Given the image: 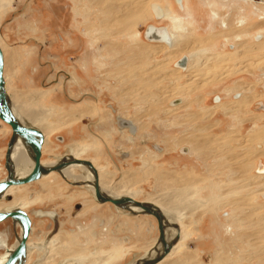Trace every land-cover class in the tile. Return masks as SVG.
Returning <instances> with one entry per match:
<instances>
[{"label":"rangeland","instance_id":"rangeland-1","mask_svg":"<svg viewBox=\"0 0 264 264\" xmlns=\"http://www.w3.org/2000/svg\"><path fill=\"white\" fill-rule=\"evenodd\" d=\"M123 1L133 6L131 14L107 9L110 3ZM166 2L10 0L4 8L0 4L9 97L23 114L32 110L39 115L38 127L48 126L45 161L62 159L69 145H80L77 157L94 160L107 185L132 193L130 197L139 201L167 196L169 204L189 206L174 210L173 205L172 211L193 235L160 264H264L258 251L264 252V183L255 177L257 163H264V137L250 133L254 124L264 126V17L260 19L254 2L228 0L226 9L216 4L229 16L230 28L223 32L212 30L216 24L208 19L211 12L201 0H193L194 10L206 18L194 23L175 0H169L170 14L181 17L186 26L180 28L183 48L165 44L156 51L145 38L149 24L172 33L178 30L170 18L152 14L155 8L163 10ZM239 4L245 11L237 10ZM241 16L244 24L239 23ZM202 48L206 74L199 75L196 65L187 70L176 66L180 57L190 59ZM237 49L238 56L213 59ZM214 73L221 79L214 80ZM120 76L127 80H118ZM190 84L193 89L181 92ZM245 96L249 99L237 101L238 109L231 113L217 107ZM175 102L180 106L172 109ZM210 108L216 110L208 114ZM123 117L131 122L133 133L120 125ZM12 136V131L0 134V179L8 173ZM205 139L213 140L210 148L202 147ZM197 142L201 144L190 155L183 152ZM65 179L54 172L13 193L24 207L29 203L24 195L34 199L27 207L31 214L37 209L57 213L56 219L35 217L31 241L43 248L34 249L28 264H78L79 259L85 264H130L141 255L131 251L125 256L127 242L119 233L120 218L133 211L100 204L85 183ZM186 191L187 199L174 198ZM234 208L246 217L242 224L235 223ZM108 215L110 220L104 218ZM147 217L153 220L154 244L161 235L159 222ZM0 230L10 231L11 242L15 240L12 219L0 223ZM115 250L120 258L111 256Z\"/></svg>","mask_w":264,"mask_h":264},{"label":"bare ground","instance_id":"bare-ground-1","mask_svg":"<svg viewBox=\"0 0 264 264\" xmlns=\"http://www.w3.org/2000/svg\"><path fill=\"white\" fill-rule=\"evenodd\" d=\"M8 2L10 4V0H0V4L2 8L5 7L6 5V2ZM180 1V0H179ZM228 0H223L224 3H226ZM241 1H244V2H254V6H255V9L258 11V12H261L262 13V16L260 19H263V14H264V11H263V4H264V0H261V1H255V0H241ZM210 2V1H209ZM216 1L212 0L211 3H210V12H211V16H212V19L215 21L214 24H216L215 28H212V30H215L216 28H221V31L223 29V32H227L228 28H230V24H229V19L226 18V16H224V14L221 13V10L218 9V7L216 6L217 3H214ZM227 4V3H226ZM180 7H182V4H181V1L179 3ZM242 4H239L238 7H237V10L239 11H245V8L243 6H241ZM0 7V8H1ZM107 9H111V12L113 11V13L116 11H119V12H122L123 15H129L133 12V6L131 5V3H127V2H120V3H116L115 2H112L110 3L108 6ZM217 7V8H216ZM159 8V7H158ZM235 8V7H233ZM161 8H159L158 10L155 8L154 12L160 16H162V12H161ZM171 10L170 9H166L165 10V13H166V17L170 18L172 21H174L176 23V27L178 28V30L176 32L173 33V35L171 33L168 32V30L165 28V27H155L156 29V34H157V37H160V42H163L165 44H167L168 46H173V47H179L180 49L183 48V46H181V44L184 42L182 39H180V36L182 34V32L180 31V28H185V24H183V20L181 19V17L179 18H174L172 17V15L170 14ZM165 13H163L165 15ZM111 14V13H110ZM115 14V13H114ZM246 14V13H245ZM108 15H109V12H108ZM111 16V15H110ZM242 17V16H241ZM115 18V16H114ZM109 19H112V18H109ZM238 19V18H237ZM236 19V20H237ZM106 21V20H105ZM213 21V22H214ZM246 21V18L245 16H243L241 18V20L239 19V23H242L244 24ZM109 23V22H108ZM113 26V25H112ZM213 26V25H212ZM154 27V26H153ZM218 31V30H217ZM181 33V34H180ZM218 33V32H217ZM160 34V36H158ZM222 34V33H221ZM168 36L170 39H169V42H166V41H162L161 38H164L165 36ZM212 35L214 36V34L212 33ZM174 36V37H173ZM236 36V35H235ZM234 36V37H235ZM183 37V36H182ZM231 38V37H229ZM233 38V37H232ZM239 38V37H238ZM237 38V39H238ZM149 39V38H148ZM235 41H237L235 39ZM262 41V40H261ZM227 42V41H226ZM198 43V42H197ZM240 43V42H239ZM264 43V41H263ZM0 45L2 47V50H3V53H4V78H5V87H6V92H7V95L9 96V91H8V85H7V82H8V78L6 76V73H5V57H6V52L3 48V45L0 41ZM263 45V44H262ZM261 45V46H262ZM255 48H256V45H255ZM258 48V47H257ZM154 49L156 51L159 50V47H154ZM203 48L199 51H196V52H193L191 57H190V62H189V59L187 56H183L177 63H176V66L184 70H187L186 68L190 69V68H193L195 65L198 66L197 68H200L199 69V75H204L206 74L205 73V70L201 67V65H204V61H203V52H202ZM239 50L237 49L235 52L233 53H230V54H227L226 56L225 55H221L220 57H213V59H215L216 61L219 60V61H222L226 58H232V57H235V56H238L239 55ZM186 57V62L185 64L183 63V58ZM188 63H189V67L188 66ZM217 63V62H216ZM184 64V65H183ZM178 69V70H179ZM195 69V68H194ZM207 69H210L211 70V65H208L207 66ZM211 72V71H209ZM233 72V71H231ZM234 72H236L234 70ZM118 75V74H117ZM140 74H134V76L136 77H139ZM220 75H218L217 73H214V76H212V78H214V80H218V79H221L219 77ZM123 78L122 80H127V78H125L124 76H120L118 80H121L120 78ZM211 78V79H212ZM210 79V80H211ZM150 83V82H149ZM147 84V83H146ZM151 84V83H150ZM240 86V85H239ZM242 86V85H241ZM136 88V87H135ZM134 88V89H135ZM193 89V85L190 84V86H182L181 88V92L185 93L187 89ZM237 86L233 87L232 89L233 90H236ZM241 89V88H240ZM245 90V89H244ZM233 92V91H232ZM141 93V92H140ZM143 95V94H142ZM9 98L8 97V101H9ZM249 99V97H246L245 98L243 97L242 99L239 98V99H236L234 102L232 103H222V105H218L217 107H220L225 113H231L233 112L234 110H237L239 106V103H237V101H241L240 104H243L245 103L247 100ZM13 101H9V104H10V107L12 109V112L14 113V115L18 118V120L24 124V125H27V126H33L35 128H38L44 135V143L46 142L45 140H47V135L46 133L48 132V126H45L43 125V128L42 127H38L36 124H35V121L39 118H37V116L39 115H35L34 111L32 110H26L24 111L25 113L22 114L21 111H17L15 108H14V104L12 103ZM180 102H175L174 106L171 107L172 109H177L178 106L180 105H176ZM221 103V102H220ZM182 105V104H181ZM244 107V106H243ZM24 109V108H23ZM213 110H216V109H213L208 111V114L210 112H212ZM21 114H20V113ZM86 113V112H85ZM34 116V118H33ZM78 118V117H77ZM37 122V121H36ZM45 129V130H44ZM250 133H251V136L253 137H258V138H263L264 137V126L263 127H258L256 124H254V126H252V128L250 129ZM250 135V134H249ZM248 137V136H247ZM22 139V138H21ZM20 138H17V141H19L20 143L18 142H14V146H13V150H12V154H11V159H12V168L14 170V173L19 176V177H25L27 176L32 170H33V167H34V149H33V146L25 141L24 139V142L27 144H25ZM195 141V140H194ZM193 141V142H194ZM197 141V139H196ZM200 141V140H199ZM202 141V139H201ZM200 141V142H201ZM213 140H209V139H205V141L201 144L199 142L197 143H194V145H192V149L190 150V154L192 151H195L199 145L201 144L202 147H208L210 148L209 144L212 142ZM228 141V140H227ZM223 143V142H222ZM225 143V142H224ZM227 144V143H226ZM225 144V145H226ZM32 148V152L33 154H31V151H29L28 148L29 146ZM223 145V144H222ZM28 148H26V147ZM44 146V145H43ZM228 146V145H227ZM219 147H222V146H219ZM226 147V146H225ZM230 147V146H229ZM228 149V147H227ZM226 149V151H227ZM43 150V149H42ZM82 150V147L80 145H69L67 147V153H66V156H63L62 160L60 161L59 160H53L52 162H49V161H44L42 164L44 166V168L47 170V172L43 173L42 175H46L48 176V174H51L54 173V172H58L60 173L64 178H66L67 180H71V182L75 183V184H78V185H81L82 183H85L87 185V188L88 190L94 195V200H96L98 203L100 204H105V203H111V202H108V201H102V200H98L97 196H96V184L98 183L99 186H100V194H101V197L102 199H108V198H114V199H118V200H124L125 198L127 197H130V193H125L121 190L120 187H117V188H114V187H111L110 185H107L106 181L104 179H102V177L99 175L100 174V169L99 167L96 165L95 161L90 159V160H87L89 161L90 163H85L84 161H80V160H86V159H80L77 157L78 153ZM28 152V153H27ZM246 159V158H245ZM244 159V160H245ZM79 160V161H78ZM55 161V162H54ZM63 165L59 168V169H55L56 167L59 166V164H62ZM93 163V164H92ZM76 170H80L81 173L80 174H77L76 173ZM42 177V176H41ZM100 177V178H99ZM256 178H260V180L262 181V183H264V174H258V175H255ZM43 178V177H42ZM65 179V180H66ZM192 180V179H191ZM184 181H186L188 183V185H192L193 183L188 182L189 181V178H186L184 179ZM173 184V183H171ZM181 184V183H180ZM249 184V183H248ZM174 185V184H173ZM176 185V184H175ZM182 185V184H181ZM16 186V185H15ZM115 186V185H113ZM15 187H10V189L8 190L7 193H14V189ZM190 195V192L189 191H186L185 193L182 192V193H179V194H176L174 195V198H182L183 197V200L184 198L187 199V197ZM168 199L169 197H157L155 198L153 201H140L138 202L137 200L135 201H129V202H123L121 204H113L115 207L117 208H121V209H127V210H130L131 212L133 211L134 213H144V214H149V215H152L150 212L151 211H154V212H159L162 215V219H161V224H162V234L159 236V240H158V243L154 249V251L156 252L155 255L153 257H150L149 259L147 258H143L141 263H135V264H158L160 263L163 258L165 256H167L168 254H170L171 250L173 249L174 245L177 244L179 242V240L183 237H181L182 235V228H183V221L181 220V218L179 219L177 214L172 211V207L173 205H175L174 207V210L177 206L176 209H180V210H186L187 207L189 206H185V205H178L177 203L175 204H169L168 203ZM156 202V203H155ZM175 202V201H173ZM186 202V201H185ZM236 203V202H235ZM246 203V202H245ZM234 204V203H233ZM237 204V203H236ZM244 204V203H243ZM242 204V205H243ZM172 205V206H171ZM88 205L85 204V207H87ZM19 207L18 205H16V203L14 202H11L9 203V205H0V210H6V209H9V208H17ZM168 207V208H167ZM197 207V206H196ZM171 208V210H170ZM191 208V206H190ZM238 208V207H237ZM86 209V208H85ZM179 210V212H180ZM188 210V209H187ZM242 210V209H241ZM240 211V210H239ZM79 212V211H78ZM77 212V214H78ZM132 212V213H133ZM236 208H234L232 210V217L234 218L235 220V223L236 224H242L244 221V219L246 218L245 216H242L240 214H236ZM42 214H48L50 216H53V212H42ZM153 216V215H152ZM54 218L56 217V215L53 216ZM155 217V216H154ZM181 217V216H179ZM260 218V217H259ZM258 218V219H259ZM264 219V216L261 217ZM246 221V220H245ZM250 220H248L247 222H249ZM263 223V222H262ZM18 224V223H17ZM230 224V223H229ZM255 224V223H254ZM186 226V225H185ZM184 226V227H185ZM228 226V225H227ZM186 228V227H185ZM188 229V228H187ZM232 226H228L227 227V232L228 233H232ZM186 230V229H185ZM172 233H169L171 232ZM190 233V232H189ZM4 243L3 240L0 241V244ZM19 242L15 243V245L11 248L10 251L13 250V248H15L17 246ZM261 248V247H260ZM254 249V248H253ZM256 251H255V254H257V252L259 251V253L263 254L264 255V252L263 251H260L258 250L257 251V248H255ZM9 252V251H8ZM151 253V252H150ZM101 254V253H100ZM80 256V255H79ZM253 257L254 254H252ZM260 256V255H259ZM258 256V257H259ZM76 258V257H75ZM261 258H262V255H261ZM103 259V258H102ZM25 260H26V257H25ZM70 262V261H68ZM73 262V261H71ZM76 262V261H75ZM78 264H85L83 261H81L80 259L77 261ZM26 263V261H25ZM63 264H68L67 262H63ZM70 264V263H69ZM88 264V263H87Z\"/></svg>","mask_w":264,"mask_h":264},{"label":"water","instance_id":"water-1","mask_svg":"<svg viewBox=\"0 0 264 264\" xmlns=\"http://www.w3.org/2000/svg\"><path fill=\"white\" fill-rule=\"evenodd\" d=\"M156 28L152 25H149L146 29V36L151 40H156L154 38L157 33ZM162 41L169 42V37L166 35L164 38H161ZM186 57L183 58V63L185 64ZM183 64V65H184ZM0 119L9 124L12 128L13 136L11 141L15 136H19L25 141L29 142L34 149V167L33 170L25 177H17L13 175H9V178L0 181V195L10 186L12 185H24L31 182H34L41 178L42 174L47 172L42 164V156H43V145H44V135L43 133L33 126H27L22 124L18 118L12 112L8 101V95L5 87V78H4V53L2 47L0 45ZM10 141V142H11ZM8 161V158H7ZM79 161V160H78ZM85 163H90L87 160H80ZM62 164H59L55 169H59ZM96 196L98 200H104L111 202L113 204H121L123 202L135 201L131 197H127L124 200H118L114 198L102 199L100 194V186L96 184ZM140 202L139 200H137ZM159 222L160 231L162 234V224L161 219L162 215L159 212H150ZM8 218L17 219L23 224V230L21 234V239L18 247L10 254L8 259L3 264H25V257L27 253V242L30 237L32 231V219L28 212L22 208H17L11 212L0 213V222L5 221ZM156 264V263H154Z\"/></svg>","mask_w":264,"mask_h":264},{"label":"crops","instance_id":"crops-1","mask_svg":"<svg viewBox=\"0 0 264 264\" xmlns=\"http://www.w3.org/2000/svg\"><path fill=\"white\" fill-rule=\"evenodd\" d=\"M166 1H167L166 2L167 6L166 7L162 6L163 7V12H165L166 9H170L169 0H166ZM180 1H181V4H182V7H180V5H179ZM180 1L179 0H175V3L179 6L180 10L183 11L184 15L186 13V15L184 17L188 18V16H187L188 13H189L190 17L192 16L191 18L193 19V23L197 19H198V21H201L202 19L206 18V16H204V14L202 15L200 13H196V11L194 10V6H193V0H180ZM211 1L212 0H201V2L204 3L205 5H207L208 8L210 6ZM214 1L217 2V6L219 4H221L222 8H224V9L227 8V4L224 3L223 0H214ZM209 10H210V8H209ZM171 12H173V11H171ZM225 16H226L227 19H229V16H227V14ZM195 17H196V19H195ZM166 18H168V17H166ZM211 18H212V16L210 18L208 17V19L213 22L214 20L211 19ZM183 24H185L184 21H183ZM170 33L173 34L174 32L172 33V31L170 30ZM140 36L141 35H139V38H140ZM152 45H153V47H156V46L157 47L158 46L162 47L163 46V48L166 46L164 43H156V44H152ZM5 68H6V57H5ZM12 103L14 104V102H12ZM14 108L17 111L20 110V108L17 107L15 104H14ZM40 182H41V180H40ZM17 188L18 187L13 188L14 192H15V189H17ZM13 202L16 203V205H18V206L24 207L22 202H19L17 200H14ZM105 204H107V203H105ZM109 204H111V203H109ZM118 210H122V209H118ZM125 215L126 216H124V219L122 217L119 220L120 221L119 222V233H121V232L124 233L125 242H127L126 250H125L126 254H124V255L126 256L127 253H130L131 251L133 252V256H136L135 255L136 253H140L141 255H139L136 259H134V261H132L130 264H135V263H138V262L141 263V261H142V259L144 257L149 259L150 257H153L155 255L156 252L154 251V249H155V247H156V245L158 243L159 237L156 239V242L154 244H151V236H152L151 235V230L153 228V220H151V219H149L147 217V215H149V214L126 212ZM104 218H108L107 220L111 219L110 215H108V217L106 216ZM109 222H111V221H109ZM187 228H188V224L184 223L183 228H182V235H181V237L182 236L183 237L180 239V241L177 244L174 245V247L171 250L170 254H172L173 251H175L178 247L179 248L184 247L186 245L184 243V241L187 240V238L189 236L193 235V233L189 230V228L188 229ZM169 233H171V232H169ZM198 249L204 250L205 248L200 246V247H198ZM170 254H168V255H170ZM111 256H115V258H120L121 257L120 252L118 250L113 251ZM160 263H163V261H161ZM160 263H158V264H160Z\"/></svg>","mask_w":264,"mask_h":264},{"label":"flooded vegetation","instance_id":"flooded-vegetation-1","mask_svg":"<svg viewBox=\"0 0 264 264\" xmlns=\"http://www.w3.org/2000/svg\"><path fill=\"white\" fill-rule=\"evenodd\" d=\"M162 10V9H161ZM162 12V16H160L159 17V15H157L155 12H152V14H153V16H156L155 18H166V13L165 12H163V10L161 11ZM163 13H165V15L163 14ZM149 25H152V26H154V27H160V26H157V25H155V24H149ZM148 25V26H149ZM148 26H147V28H148ZM169 32V31H168ZM170 33V32H169ZM173 35V34H172ZM155 37L154 38H156V40H151V39H148L147 38V36H146V32H145V38H146V40H150L151 41V43L152 44H156V43H163V42H160V37H157V34H155L154 35ZM158 36H160V34L158 35ZM174 37V36H173ZM165 44V43H164ZM183 57V56H182ZM182 57H180L177 61H176V63L182 58ZM190 60V59H189ZM190 62V61H189ZM188 67H189V63H188ZM188 69V68H187ZM10 96V95H9ZM8 96V97H9ZM236 97V96H235ZM236 99H239L238 97L237 98H235V100ZM9 101H10V98H9ZM217 102V101H216ZM219 103H220V101H219ZM11 104V103H10ZM12 105V104H11ZM262 107H263V109H264V104L262 105ZM119 123H120V125L122 126V127H124V128H130V130H131V133H133V130H134V127L133 126H131V122H129V120H127V118H121L120 120H119ZM255 123V122H254ZM9 131H12V128H11V126L9 125V124H7L6 122H4L3 120H1L0 119V134H5V133H7V132H9ZM17 138H20L21 139V137H19V136H15L14 137V139L9 143V146H8V151H7V158H8V161H7V163H6V167H7V170H8V173H7V175L5 176V177H3V178H1L0 179V181L1 180H5V179H7V178H9V175H13V176H17L15 173H14V170H13V168H12V166H13V164H12V159H11V154H12V150H13V146H14V142H18V143H20L19 141H17ZM22 140V139H21ZM23 142H24V140H22ZM46 141V140H45ZM25 143V142H24ZM46 143V142H45ZM45 143H44V146H43V150H42V152L44 153V147H45ZM26 144V143H25ZM27 145V144H26ZM29 146V145H28ZM26 147V146H25ZM27 148V147H26ZM28 148H30V149H28ZM27 149L29 150V151H31V154H33V152H32V148L29 146ZM183 152L185 153V154H188V155H190V149L188 150H186V149H184L183 150ZM28 153V152H27ZM4 155H5V153H4ZM64 156H66V154L64 155ZM81 159V158H80ZM42 160V163L45 161L43 158L41 159ZM62 159H60V161H61ZM55 162V161H54ZM93 164V163H92ZM257 168H255L257 171V173L258 174H264V163H262V162H260V163H257ZM52 173V172H51ZM58 173V172H57ZM48 175H50V174H48ZM17 177H19V176H17ZM43 177V178H42ZM42 177L40 178V179H38V180H36V181H42L44 178H46L47 176L46 175H42ZM54 181V180H53ZM32 183V182H31ZM29 184V183H28ZM27 186V184H24V185H12V186H10V187H26ZM10 187H8L1 195H0V205H2V204H4V205H9V203H11V202H13L14 200H15V198H14V195H13V193H7L8 192V190L10 189ZM23 198L24 199H26V200H28V205H26L25 207H21V206H19V207H17V208H22V209H24V210H26L27 212H28V210H27V207H29V205L31 204V203H33L34 202V199L32 200V199H29V197H27L26 195H24L23 196ZM17 208H9V209H6V210H0V213H6V212H11V211H13V210H15V209H17ZM118 209H121V208H118ZM123 210V209H122ZM42 212H51V211H45V210H42V209H37V210H35V213L34 214H31L30 212H28V214L30 215V217H31V219H32V231H31V234H32V232H33V230H34V227H35V217H45V216H47L46 214H42ZM53 212V211H52ZM53 214L54 215H56V217H57V213L56 212H53ZM53 215V216H54ZM50 216V215H49ZM53 216H50V217H52L53 219H56V217L54 218ZM8 219H12V218H8ZM8 219H6L5 221H7ZM13 220V222H14V228L16 229V238H15V240L13 241V242H11V232L10 231H8V230H0V241L1 240H3L4 241V243H2V244H0V264H3L7 259H8V257L10 256V254L18 247V245H19V243H20V239H21V234H22V230H23V224H22V222H20L19 220H17V219H12ZM5 221H3V223L5 222ZM0 223H2V222H0ZM18 223V224H17ZM31 234H30V237H29V239H28V242H27V253H26V263L25 264H28V261L30 260V257H31V254H32V252L34 251V249H38V250H42V248H43V246H42V244H35V243H33L32 241H31ZM54 237H56V235L54 236ZM180 241V240H179ZM17 242H19L18 244H17V246L15 247V248H13V250L12 251H10L11 250V248L15 245V243H17ZM9 251V252H8Z\"/></svg>","mask_w":264,"mask_h":264}]
</instances>
